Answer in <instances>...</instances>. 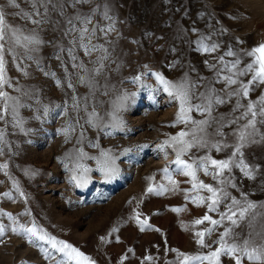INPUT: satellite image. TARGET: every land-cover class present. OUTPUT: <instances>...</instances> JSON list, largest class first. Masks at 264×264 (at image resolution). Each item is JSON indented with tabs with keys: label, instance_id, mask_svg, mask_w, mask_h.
<instances>
[{
	"label": "rangeland",
	"instance_id": "374dc122",
	"mask_svg": "<svg viewBox=\"0 0 264 264\" xmlns=\"http://www.w3.org/2000/svg\"><path fill=\"white\" fill-rule=\"evenodd\" d=\"M18 2L25 11L31 10L26 0ZM3 3L5 0H0ZM77 8L85 14L96 9L93 25L99 22V27L114 26L107 37L98 33L102 38L92 41L103 44L107 52L94 51L86 56L83 49L77 48L75 62L66 51L59 53L55 45L67 47L70 38L61 40L60 31L53 30L62 18L52 13L53 23L44 25L40 33L51 44L31 53V60L24 55H17L15 60L11 55L5 57L11 86L4 85L0 91L13 99L8 101V112L0 121V132L4 133L0 165L7 164L6 169L0 168V211L10 213L15 220L0 216V224L5 226L0 236V264H56L60 255L49 245H43L51 253L46 258L41 247L29 243L27 235L11 231L21 224L31 226L33 221L57 240L77 248L94 264H176L177 251L206 253L207 248L199 249L195 243L194 233L208 223L194 225L193 221L202 218L207 208L185 199L184 190L191 189L190 178L177 174L171 149L165 158L157 147L184 127L172 126L178 102L169 97L151 72L171 81L185 73L192 79H210L212 73L204 65L205 59L229 48L242 53L264 44V0H92ZM65 10L74 14L71 8ZM105 10L111 20L104 18ZM9 22L25 26L19 17H9ZM192 28L218 43V53L197 51V45L190 43L198 38ZM16 52L22 50L17 48ZM57 54L60 60L55 58ZM101 56L107 59L100 74L78 72L72 67L83 61L90 70L99 68L100 64L94 62ZM247 59L242 57V61ZM78 76L90 79L93 86L79 83ZM136 76L141 79L134 82ZM69 81L75 85L74 91L67 87ZM259 92H252L251 98ZM73 95L80 101L78 111L72 110ZM14 106L18 113L15 118ZM3 107L4 100L0 99V112ZM229 107L221 106L219 111L227 112ZM93 111L95 116H90ZM193 115L200 118L198 113ZM88 119L97 127H91ZM69 124L75 131L69 129L66 137L62 130ZM80 149L85 156H79ZM102 151L115 159L118 169L108 178L99 170L106 161ZM211 154L224 158L223 153ZM245 154L248 162L260 165V173L249 180L236 170L238 188L229 191L241 200V193H246L247 200L258 206L256 211H264L259 208L264 204V146L249 147ZM77 164L91 169L80 187L71 179L74 171L81 175ZM164 168L169 169L167 175ZM198 176L205 183H213L202 172ZM149 186L154 189L151 193L147 191ZM187 195L197 193L189 191ZM224 210L221 207L220 211ZM137 214L151 227L141 231ZM208 214L219 218L218 213ZM262 229L264 221L258 216L251 227L242 222L236 231L246 235ZM221 231L223 228H218L206 241L217 239ZM149 256L151 260L145 259ZM222 264H234V260L222 257ZM243 264L253 262L245 259Z\"/></svg>",
	"mask_w": 264,
	"mask_h": 264
},
{
	"label": "snow or ice",
	"instance_id": "6c2138e0",
	"mask_svg": "<svg viewBox=\"0 0 264 264\" xmlns=\"http://www.w3.org/2000/svg\"><path fill=\"white\" fill-rule=\"evenodd\" d=\"M91 2L92 0H26V3L30 5V11L22 9L18 0H5V3L0 4V87L11 86L7 77L6 55H11L13 60L17 58V55H24L31 60L33 59L31 53L38 52L42 46L52 43V41L44 40L40 35L44 30V25L53 23L52 13H57L62 18L55 22L58 28L53 30L60 31L61 40L70 38L67 47L62 43L55 45L59 53L66 51L70 60L75 62L77 48L83 49L86 56H90L94 51L107 52L103 44H94L92 41L102 38L98 33L107 37L109 32L115 30L114 26L110 24L107 28L99 27V22L93 25L96 9L93 8L90 13L85 14L77 8V5L90 4ZM66 8L73 9L74 14L66 12ZM103 15L105 19L111 20L107 10ZM9 17H19L25 21V26L13 25L9 22ZM28 23L32 26L27 27ZM191 32L198 34V38L190 42L197 45V51L206 54L218 53L220 45L212 42L210 36L199 34L196 28H192ZM17 48L22 52L17 53ZM226 57L234 59L226 60ZM242 57L249 59L242 61ZM55 58L61 59L59 54ZM105 59H107L106 56L99 57L94 63H99L100 67L92 70L88 69L83 61L78 64L73 63L72 67L78 72L94 71L96 74H100ZM203 63L212 73L208 80L200 77L192 79L188 73H185L179 80L171 81L161 73L151 72L159 84L163 85V90L169 97L178 102V110L172 126L175 127L177 124L184 126L178 133L158 145V150L163 152L167 158V150L171 149L175 154L172 163L176 166L177 174L190 178L191 189L184 190L185 199H190L197 207L207 208L203 217L195 219L193 224L208 223L204 229L194 233L195 243L199 249L207 248L208 251L205 253L198 250L196 254L192 255L178 252L175 249L172 251H177L176 264H222V257H230L234 260V264H243L245 259L253 264H264V229L260 232H249L246 235L236 231L242 222H246L251 227L258 216L264 221V211H256L258 206L247 200L246 193H241L243 198L241 200L229 191V189L238 188L234 175L236 170L242 174L243 178L249 180L256 179L257 174L260 173V165L248 162L245 150L255 145L264 146V44L242 53H237L229 48L223 54L205 59ZM172 66L175 67V64ZM65 72H67V68H65ZM45 75H49V73H45ZM51 75L54 76L55 73ZM140 79V76H136L134 82ZM78 81L90 88L93 86L92 81L86 80L84 76H78ZM56 83L58 86L60 85L59 80ZM67 87L75 90V85L71 81L67 83ZM257 89H260L259 95L252 99L251 93ZM70 98L72 110H80V101L77 97L73 95ZM0 99L4 100L3 111L0 112V121H2L8 112V101L13 98L7 92L0 91ZM84 99L86 102L87 98ZM224 105H230L228 111H219ZM84 110L86 111L87 108L85 107ZM12 112L15 118L18 115L15 106L12 108ZM47 112L48 109L45 108V113ZM194 113H198L200 118H195ZM64 114H67L66 109ZM90 116H95V111L90 113ZM86 122L91 127H97L91 119ZM69 129L75 131L74 126L69 124L62 130L66 137ZM82 136L83 133H81ZM3 137L4 133L0 132V141H3ZM92 146L98 147V145ZM127 151L129 150L126 149L125 152ZM201 151L204 154L197 155ZM213 152L223 153L224 158H216L211 154ZM0 154H3L2 149H0ZM85 155L83 149H80L79 156ZM101 155L106 158V161L105 166L99 170L106 178L116 174L118 169L115 166V159L110 157L108 152L102 151ZM89 158L94 159V157ZM0 168L6 169L7 164L0 165ZM77 168L81 170V175L77 176L74 171L71 179L76 182L77 187H80L82 181L86 182L85 174L91 169L82 164H77ZM163 171L167 175L169 169L164 168ZM199 172H202L204 176L211 177L213 183H205L199 179ZM168 178L171 181V177ZM148 179L151 180L152 177H148ZM171 182L176 183L175 181ZM147 191L151 193L154 189L149 186ZM189 191H194L197 195L189 197L187 195ZM201 192L207 193V195H200ZM3 195L9 196L10 194L3 193ZM221 207L225 210L220 211ZM259 208L264 209V204L259 205ZM181 210L180 208L172 209L177 212ZM208 213H218L219 218H213ZM4 215L10 220H15V217L10 213L0 211V216ZM136 219L137 223L141 225V231H144L145 227H151L147 225L146 221L139 219V214ZM225 221L228 222L227 225ZM221 227L223 231L219 232L217 239L206 241V237L210 238ZM155 230L159 231V229ZM11 231L18 235L21 233L27 235L29 243L41 247L46 258L51 253L43 245H49L55 253L60 255L56 264H94L89 257L71 244L57 240L43 228H39L35 221L31 226L21 224L18 228L13 227ZM4 233L5 226L0 224V236ZM145 259L151 260L152 257H145Z\"/></svg>",
	"mask_w": 264,
	"mask_h": 264
}]
</instances>
